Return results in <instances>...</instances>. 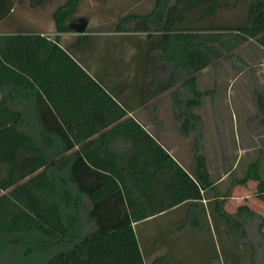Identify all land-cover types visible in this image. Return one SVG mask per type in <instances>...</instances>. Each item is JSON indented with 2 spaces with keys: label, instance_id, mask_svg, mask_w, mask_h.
Listing matches in <instances>:
<instances>
[{
  "label": "trees",
  "instance_id": "obj_1",
  "mask_svg": "<svg viewBox=\"0 0 264 264\" xmlns=\"http://www.w3.org/2000/svg\"><path fill=\"white\" fill-rule=\"evenodd\" d=\"M80 1L64 0L51 12L55 35L49 40L37 34L0 37V258L20 264L21 251L26 264H144L133 226L180 207L186 210L182 228L201 232L207 227L203 219L209 218L228 241H236L238 234L245 240L237 219L254 214L246 206L234 214L225 211V197L209 179L201 120L192 109L207 94L214 102L213 91H197L199 72L232 57L248 40L264 51V0L248 1L234 27L213 24L228 0H154L147 14H129L116 23L117 33L123 24H132L134 33L144 34L137 41L145 49L138 105L154 101L148 114L157 125L155 100L170 91L176 130L189 140L188 172L125 118L128 110L60 44L58 35L74 31ZM31 5L41 6L42 0ZM11 8L12 0H0V21ZM86 33L75 36L80 47L87 43ZM41 53V70L33 74L29 66ZM57 89L68 108L54 101ZM12 96L30 98L31 106L13 105ZM252 100L260 129L264 89L256 82ZM261 160L262 155L233 184L254 182L255 197L264 202ZM259 236L264 242V232ZM222 249L225 264L243 263L238 246L235 253Z\"/></svg>",
  "mask_w": 264,
  "mask_h": 264
},
{
  "label": "rangeland",
  "instance_id": "obj_2",
  "mask_svg": "<svg viewBox=\"0 0 264 264\" xmlns=\"http://www.w3.org/2000/svg\"><path fill=\"white\" fill-rule=\"evenodd\" d=\"M28 1L31 4V0H17L11 18L19 25L26 23L25 27H19L22 31L47 34L52 38L55 32L50 14L64 0H42L41 6L30 5ZM248 1L228 0L227 7L218 11L213 24L225 27L238 25L245 15ZM153 4L154 0H81L72 18L74 31L70 34L88 31L85 34L88 37L86 45L80 47L76 39H72V44L81 50V54L77 55L78 61L100 85L107 86L108 90L117 88L126 92L122 97L128 103L139 99V63L144 65L145 49L143 45L138 48L137 41L142 42L144 34L134 33L132 24H123L122 33L115 32V26L126 15L147 14ZM17 28L5 24L2 31L15 33ZM255 82L264 89V51L254 41L248 40L232 52V57L222 58L197 74V91H213L214 102L207 94L201 99L199 107L192 109V113L201 120V147L209 179L219 197H225V211L234 214L238 206H246L254 214L237 219L242 224L239 232L243 230L245 240H238L237 233L236 241H228L226 235L216 233L209 218L207 221L203 219L207 227L201 232L193 233L182 228L186 210L180 207L133 226L144 264H225L222 246L234 253L238 246L242 264H264V242L259 236L260 231L264 232V202L255 197L254 182L233 184L244 177L248 165L260 155L262 160L258 173L264 182V127L257 128L254 121L252 90ZM157 102L163 140L167 139L169 144L177 143L178 150L187 156L188 147L190 152L189 140L171 130L170 91L162 94ZM143 109L138 113L146 115ZM19 256L18 263L26 264L21 251ZM212 256L215 258L210 261ZM4 259L0 258V264H17Z\"/></svg>",
  "mask_w": 264,
  "mask_h": 264
},
{
  "label": "crops",
  "instance_id": "obj_3",
  "mask_svg": "<svg viewBox=\"0 0 264 264\" xmlns=\"http://www.w3.org/2000/svg\"><path fill=\"white\" fill-rule=\"evenodd\" d=\"M29 2V1H28ZM16 3H17V0H12V8L9 12V14L3 19L0 21V37L1 36H8V35H15V34H22V35H30V34H37V35H40V36H44L47 38V40H49L51 37H48V35L46 34H41V33H36V32H27L26 30L25 31H22L19 29L20 28H23L26 26V23L24 25H19L17 20H13V18H11L12 16V13L15 11V8H16ZM30 4V2H29ZM31 5V4H30ZM8 17L9 20H8ZM24 21L27 20L26 19H23ZM24 23V22H22ZM6 26H15V27H18L16 30L17 32L15 33H8V32H3L2 31V26L5 25ZM55 35V34H54ZM53 35V36H54ZM77 34H70V33H65V34H60L58 35V38H59V42L60 44L63 46V47H66L68 50H69V53L72 54L73 58L75 60H78L77 59V55H80L81 53L79 51L80 48L77 46V45H73L72 44V39L73 41L75 40V36ZM70 39H68V37ZM73 59V60H74ZM44 60V56L43 54L41 53V55H39V57H37L35 59L34 64H33V67L32 66H29L30 68V72H32L33 74H36L38 73V71L41 70V67H42V62ZM82 65V63H81ZM33 68V69H31ZM82 69L84 70V72L95 82H98L96 79H94V77L91 76V74L89 73V71L85 68V67H82ZM29 70V69H28ZM75 77V76H73ZM26 79L28 80V82L30 81L31 82V79L29 76H26ZM78 80V79H77ZM75 82V81H74ZM98 84L100 85V83L98 82ZM28 84H25V89L27 90L28 89ZM104 90L105 92H110V94L112 95V98H116V100H118V102L123 105L127 110H128V114L126 115L125 118L129 117L131 118L134 122H136L152 139H154L157 144L186 172L189 171V168H190V165H191V158H190V152H189V147L187 149V156H183L182 152H180L178 150V146H177V143H170L168 142L167 139L163 140V134H162V128H161V116H159L157 114V109H156V112H155V120L156 122L158 123L157 125L151 120V117L150 115L148 114V109L147 107V104L146 105H143V106H139L138 105V101L137 102H133V103H128L124 97H122V95H124L126 92H123L122 89H113V90H108L107 86H103V85H100ZM125 90V89H124ZM58 93H60L58 95V97L56 99H54V101L56 102L57 106L61 107V108H68L69 106V102L68 100L62 95V90L60 89H57ZM113 92V94L111 93ZM53 98V97H52ZM55 98V97H54ZM122 98V100H121ZM157 101V100H155ZM11 103L15 106H21V105H27V106H31V100L30 98H26V100L22 99L20 96H12V99H11ZM144 108V112L146 115H141L139 114V110ZM157 108H158V102H157ZM171 121H172V124L173 126L171 127L172 131L175 133L176 130V127H175V124H174V121H173V118L171 117ZM104 130H107V129H104ZM103 130V132H104ZM100 134V133H99ZM177 134V133H176ZM98 137V133L95 134V135H91L90 138L87 140V141H84L82 144H85V143H88V142H91L93 140H95L96 138ZM183 137V136H182ZM173 138H175V142H177V138L175 135H173ZM78 145H76L74 147V150H77L78 149ZM185 164H183V163ZM178 208L176 209H172L170 211H168L167 213L171 212V211H174V210H177ZM167 213H164V214H161L157 217H160V216H163ZM155 217V218H157Z\"/></svg>",
  "mask_w": 264,
  "mask_h": 264
},
{
  "label": "water",
  "instance_id": "obj_4",
  "mask_svg": "<svg viewBox=\"0 0 264 264\" xmlns=\"http://www.w3.org/2000/svg\"><path fill=\"white\" fill-rule=\"evenodd\" d=\"M82 31H80L79 33H81Z\"/></svg>",
  "mask_w": 264,
  "mask_h": 264
}]
</instances>
